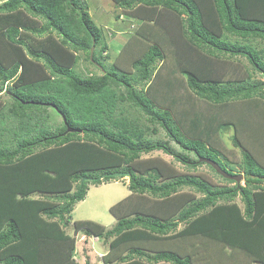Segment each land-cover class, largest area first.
I'll use <instances>...</instances> for the list:
<instances>
[{
	"label": "trees",
	"instance_id": "trees-1",
	"mask_svg": "<svg viewBox=\"0 0 264 264\" xmlns=\"http://www.w3.org/2000/svg\"><path fill=\"white\" fill-rule=\"evenodd\" d=\"M111 1L134 29L119 52L131 71L101 62L116 32L105 34L87 0L0 4V92L16 84L0 102V264H77L76 235L108 244L102 264H264V133L249 131V149L233 136L241 162L215 137L235 126L223 109L236 103L264 123V0ZM81 54L101 75L77 67ZM143 119L176 147L152 141ZM159 151L234 186L139 162ZM205 160L230 175L241 166L245 185ZM116 172L131 192L111 209L116 225L77 221L71 235L89 184L124 180Z\"/></svg>",
	"mask_w": 264,
	"mask_h": 264
},
{
	"label": "rangeland",
	"instance_id": "rangeland-1",
	"mask_svg": "<svg viewBox=\"0 0 264 264\" xmlns=\"http://www.w3.org/2000/svg\"><path fill=\"white\" fill-rule=\"evenodd\" d=\"M5 0H0V4H2ZM90 3V13L93 16L94 20L98 23L100 27H103L104 29H109L110 27H113V31L119 33V37L117 35V39L111 40L109 44V50L105 51L103 53V56L109 55V59H101V62L104 64L106 69L111 67V65L115 66L118 70H127L131 71V67L128 66V60L131 56H121L119 54L122 46L125 42H127L128 38L130 37L128 31L126 30L131 28L132 25L127 24L130 23L129 17L124 15V11L117 8L116 4L112 2L111 0H89ZM142 8V7H139ZM129 14V13H126ZM120 16L118 19L116 16ZM124 15V16H123ZM122 30V32H120ZM134 30V29H132ZM132 33V32H131ZM105 34H107V30H105ZM108 41V40H107ZM259 43H261V40H258ZM148 45H145V43L141 42L139 44H136L135 47L132 49V53L140 52L142 49H145ZM166 46V45H165ZM174 48H171L173 50ZM82 58L77 64V67L84 71L85 73H88L90 75H101V70H97L93 66H91L86 57L81 54ZM134 55V54H132ZM241 63L249 66V63L246 61L245 58L239 57ZM167 68V67H166ZM258 78L264 82V76L260 75L259 73ZM180 81L183 80V78H179ZM152 84V82H151ZM15 82H7L4 85V90L0 92V102L6 104V102L9 101L11 92L9 90L15 89ZM180 92H176V96H180ZM176 97V98H177ZM182 100V98H181ZM186 101V100H184ZM160 104H156V107H161V103H163L162 99H159ZM158 102V103H159ZM183 102V101H180ZM1 103V104H2ZM185 104V102H183ZM166 104V103H163ZM160 105V106H159ZM186 105L188 103L186 102ZM248 104L246 103H236L233 106L229 108H224L223 114L227 116L228 120H233L235 123L234 127L229 128L227 133L224 135H217L215 136L217 139V145L220 149H223V151L229 156L231 159H235L236 162H241L243 148H238L233 143V136H236L239 140V142L245 146L248 145L247 135L250 132H258L260 130L261 133H264V123H258V125H255L252 123V121L262 120L263 118L257 117V111H251L247 110ZM166 106V105H165ZM219 108H215L217 110ZM264 109V106H263ZM193 110V109H192ZM173 116L175 118L178 117V112L174 109ZM55 121L57 123H60L61 119L60 117L54 116ZM142 129H146V132L149 136V138L152 139V141H162V143H168V146L176 147V144L173 142H170L169 137L166 136L163 129L159 128L158 132L156 134H153L152 129L154 127L153 124H151L149 121L143 119L142 120ZM246 147V146H245ZM249 149V145L246 147ZM179 151V150H178ZM160 159L162 164L166 167L173 166L178 174H196L204 177L205 179L211 181L216 186H234L233 183L229 184L225 180H223L219 175H217L215 172H213L207 165H199L197 168L192 169L191 167H188L184 165L183 163L175 160L172 156L166 155L162 151L159 152H153L148 155H143L141 159L139 160L140 163L145 164L147 160H154V159ZM260 159L264 160V152L263 155H260ZM264 163V161H262ZM155 164V162H153ZM235 174L243 175V169L239 165H235ZM116 173H122V172H116ZM241 185H245V181L241 180ZM129 177H124V180L122 179H111L108 181H104L101 184H89V188L85 197V200L75 205L74 210L72 212L70 225L67 228V231L73 235L74 233V225L77 221H84L89 220L96 222L98 224H101L105 226L108 229H112L116 223L117 220L113 216L111 209L117 204H122L128 201V198L131 196V192L129 189ZM75 190V189H74ZM74 192V191H73ZM43 196V195H42ZM238 202L239 199H238ZM121 205V206H122ZM77 239V253L75 256V260L77 264H102V256L105 252L108 251V244L104 241L98 240V238L91 236L86 237L76 235Z\"/></svg>",
	"mask_w": 264,
	"mask_h": 264
},
{
	"label": "water",
	"instance_id": "water-1",
	"mask_svg": "<svg viewBox=\"0 0 264 264\" xmlns=\"http://www.w3.org/2000/svg\"><path fill=\"white\" fill-rule=\"evenodd\" d=\"M68 131H73V129H68ZM208 164H210L218 174L223 176L224 178L232 181H236L238 183L241 182L243 179V175L237 174V175H230L227 171L223 170L217 163L210 161V160H205ZM127 176L129 177V174H124V173H114L111 174L110 176L116 177V176ZM103 177L97 178V180H102Z\"/></svg>",
	"mask_w": 264,
	"mask_h": 264
},
{
	"label": "clouds",
	"instance_id": "clouds-1",
	"mask_svg": "<svg viewBox=\"0 0 264 264\" xmlns=\"http://www.w3.org/2000/svg\"><path fill=\"white\" fill-rule=\"evenodd\" d=\"M88 2H89V0H87ZM90 3V2H89ZM118 8V7H117ZM120 9V8H119ZM121 10L122 11H124V15H126V16H128L129 14H126V13H128V11H126V10H123L122 8H121ZM123 15V16H124ZM118 16V15H117ZM120 17V16H119ZM127 21H130V18H129V20H127ZM101 28H103V27H101ZM104 29V28H103ZM113 29V27H110L109 29H107V28H105L104 29V31L105 30H107V31H109V30H112ZM113 31V30H112ZM114 32V31H113ZM120 32H122V30L120 31ZM107 34L110 36V34L107 32ZM117 35H118V37H119V33L117 32ZM117 35H116V37L114 38V39H117ZM114 39H112V40H114ZM129 39H130V37L128 38V40L127 41H129ZM126 43V42H125ZM124 43V44H125ZM123 47V46H122ZM122 49V48H121ZM127 177V176H126Z\"/></svg>",
	"mask_w": 264,
	"mask_h": 264
}]
</instances>
